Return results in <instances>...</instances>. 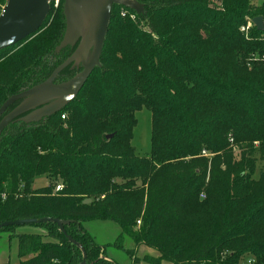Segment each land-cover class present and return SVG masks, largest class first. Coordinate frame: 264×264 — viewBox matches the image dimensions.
I'll return each instance as SVG.
<instances>
[{
  "label": "trees",
  "instance_id": "1",
  "mask_svg": "<svg viewBox=\"0 0 264 264\" xmlns=\"http://www.w3.org/2000/svg\"><path fill=\"white\" fill-rule=\"evenodd\" d=\"M138 1L140 14L114 5L101 67L71 103L37 123L15 119L1 133L0 223L70 220L64 228L86 251V264H119L100 257L109 245L84 228L96 219L113 220L156 249L154 264H264V31L253 25L247 37L240 30L264 19V0ZM63 3L43 32L0 63V107L46 80L75 50H55L65 31ZM82 68L70 65L56 81ZM142 107L152 112L148 157L132 145ZM42 176L61 180L62 189L52 181L34 188ZM30 226L46 228L48 237L15 234L18 264L82 261V249L56 223ZM113 246L123 248L120 240Z\"/></svg>",
  "mask_w": 264,
  "mask_h": 264
},
{
  "label": "water",
  "instance_id": "2",
  "mask_svg": "<svg viewBox=\"0 0 264 264\" xmlns=\"http://www.w3.org/2000/svg\"><path fill=\"white\" fill-rule=\"evenodd\" d=\"M114 5L128 7L138 14L144 11V5L138 0H64L65 31L55 50L59 52L67 46L76 48L46 80L6 99L0 107V117L13 103H20L1 118L0 135L19 116L29 112L20 119L26 123L40 122L55 115L78 96L93 70L101 67V55ZM50 9L49 0H7L0 13V51L37 33L44 25ZM253 23L264 31L262 16L253 18ZM79 63L83 66L80 72L66 81L56 82L61 71ZM84 202L89 203L91 199ZM46 222L56 223L68 240L82 249L83 259L79 264H86V251L64 228L70 220L57 217L16 219L1 222L0 228Z\"/></svg>",
  "mask_w": 264,
  "mask_h": 264
},
{
  "label": "rangeland",
  "instance_id": "3",
  "mask_svg": "<svg viewBox=\"0 0 264 264\" xmlns=\"http://www.w3.org/2000/svg\"><path fill=\"white\" fill-rule=\"evenodd\" d=\"M262 1L263 0H254V2L256 4H259ZM58 9H60L59 5L55 6L53 3H51L50 17H48L46 19V21H45L44 25L41 27V29L37 33H35L33 36L26 39V41H24L23 43L18 44L16 46L8 49L7 51H3L0 54V63L5 59V57L15 53L18 49H20L24 43H27L28 41L32 40L36 35L43 32L55 19ZM126 14H127L126 11L122 10V15L124 16ZM129 15H130L132 20L137 21L136 15L134 13H129ZM139 28H141L142 30L150 31V29L147 27V25L143 22H140ZM240 30H241V28H240ZM244 33L247 37H250L249 36L250 33H248V32H244ZM153 37L157 38V36H155V35H153ZM262 59H264V58H262ZM249 66H251V65H249ZM186 96L187 95H184V97H183V95H182L183 100L186 99ZM173 102L175 103V101H173ZM135 116L137 118V124L133 130L132 145L135 147L136 153L138 155H140L141 157H148V156H150L151 150H152V112L147 107H142L141 109H139L138 111L135 112ZM203 117H205V116H203ZM165 126H166V129L163 127L161 134L164 137H167V136H170L169 135L170 129H168V123H166ZM229 137H231V135ZM230 142L234 148L236 158H239L240 149L233 142V140L231 138H230ZM207 154H209L208 151L204 150L203 155H207ZM259 164H261V162H259ZM49 181H52L56 185L57 184H63L61 180H59V181H54L53 179L49 180L45 176H42V177H39L36 179L33 187L38 188L40 186L46 185ZM85 223H90V225L85 226ZM139 223H140V221L138 222L136 227L133 228L134 233L138 232L140 230V224ZM115 224L117 225V228H118V235L115 236L112 241L108 242V244H105V245H109L107 247V249H109V251H108L109 255L107 254V250H106V253L101 255L100 257H102L106 260H111V261L114 260V261L118 262L119 264H127V262H130V263L132 262V264H133V263H136L139 260H141V258L145 260L146 257L154 259V262H152V263L147 261L151 264L156 263V261L158 262V258H159L160 254L156 249L146 245L142 240L137 241L134 237V234L129 233V232H125L123 230V228L118 223L114 222L113 220L96 219V220L84 222L83 226L91 234L92 232L90 230H92L93 227L96 228V225L97 226L104 225L107 227H111V226L116 227ZM97 230H99V232L101 231L100 229H97ZM23 231L39 232L42 235H44L45 238L48 237L46 228H44V227L36 228V227L30 226V225L19 226L18 228L14 229V230L0 231V263H1V261H2V263H4L3 261L10 262L11 264H18L19 263L20 257L18 256V238H17V236H15V234H18V233L23 232ZM104 231H107V229L103 230V232ZM11 234H13L12 237L11 236L9 237V235H11ZM103 236H104V234H103ZM51 240H52V238H51ZM119 240L121 241V243L123 245L122 249H119V248L113 246V244L118 243ZM100 244H102V243H100ZM102 245H104V243ZM143 245L146 246L147 248L153 250V251H157L158 255L157 256H155V254L152 256H150V255L145 256L144 255L140 258L138 256L139 255L138 249L140 246H143ZM247 259L248 258L245 259V262L247 261ZM103 264H108V263H103Z\"/></svg>",
  "mask_w": 264,
  "mask_h": 264
},
{
  "label": "crops",
  "instance_id": "4",
  "mask_svg": "<svg viewBox=\"0 0 264 264\" xmlns=\"http://www.w3.org/2000/svg\"><path fill=\"white\" fill-rule=\"evenodd\" d=\"M88 225H90V223H85V226H88ZM115 226L116 227H112V226L111 227H107V226H104V225H100V226L96 225V228L93 227L92 230H90V231L92 232L91 234L94 236L95 240L99 243V245H102L103 243L105 245V244H108V242L112 241L113 238L118 235L117 225L115 224ZM97 229H100L101 231L99 232V230H97ZM105 229H107V231L103 232V230H105ZM103 234H104V236H103ZM100 243H102V244H100ZM108 251H109V249H107V254L109 255ZM138 253H139L138 256L140 258L142 256H144V255L145 256L146 255L152 256L154 254H155V256L158 255L157 251H153V250L147 248L144 245L139 247ZM3 262H7V261H3ZM127 264H132V262L131 263L127 262ZM133 264H151V263H149V262H147V261H145L144 259L141 258V260H139L138 262L133 263ZM159 264H172V263H170L168 261H161Z\"/></svg>",
  "mask_w": 264,
  "mask_h": 264
},
{
  "label": "built area",
  "instance_id": "5",
  "mask_svg": "<svg viewBox=\"0 0 264 264\" xmlns=\"http://www.w3.org/2000/svg\"><path fill=\"white\" fill-rule=\"evenodd\" d=\"M7 0H0V13L2 12L3 8H4V5L6 3ZM50 1V4L53 3L55 6H58L60 4V1L61 0H49ZM254 23H253V20L249 21L247 24L243 25L241 27V30L243 32H248L250 27L253 26ZM62 189V185H57L56 187V190H61ZM248 264H254V261L253 260H249L248 261Z\"/></svg>",
  "mask_w": 264,
  "mask_h": 264
},
{
  "label": "flooded vegetation",
  "instance_id": "6",
  "mask_svg": "<svg viewBox=\"0 0 264 264\" xmlns=\"http://www.w3.org/2000/svg\"><path fill=\"white\" fill-rule=\"evenodd\" d=\"M56 82H58V81H56ZM59 83V82H58ZM27 113H29V112H27ZM27 113H25V114H23V115H21V116H19L18 118H16V119H20L21 117H23L24 115H26Z\"/></svg>",
  "mask_w": 264,
  "mask_h": 264
}]
</instances>
